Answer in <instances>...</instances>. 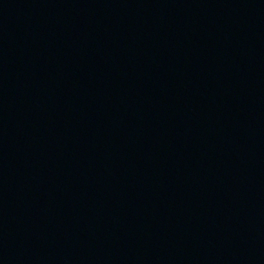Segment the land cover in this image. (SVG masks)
<instances>
[{"label":"water","instance_id":"1","mask_svg":"<svg viewBox=\"0 0 264 264\" xmlns=\"http://www.w3.org/2000/svg\"><path fill=\"white\" fill-rule=\"evenodd\" d=\"M0 264H264V0H0Z\"/></svg>","mask_w":264,"mask_h":264}]
</instances>
